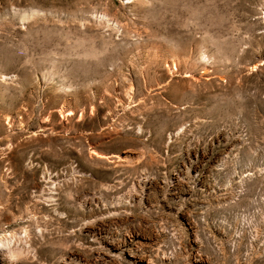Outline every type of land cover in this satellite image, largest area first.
Returning <instances> with one entry per match:
<instances>
[{
    "label": "rangeland",
    "instance_id": "obj_1",
    "mask_svg": "<svg viewBox=\"0 0 264 264\" xmlns=\"http://www.w3.org/2000/svg\"><path fill=\"white\" fill-rule=\"evenodd\" d=\"M0 264H264V0H0Z\"/></svg>",
    "mask_w": 264,
    "mask_h": 264
}]
</instances>
